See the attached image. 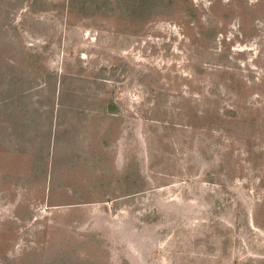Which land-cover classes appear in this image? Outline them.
<instances>
[{
  "label": "rangeland",
  "instance_id": "obj_1",
  "mask_svg": "<svg viewBox=\"0 0 264 264\" xmlns=\"http://www.w3.org/2000/svg\"><path fill=\"white\" fill-rule=\"evenodd\" d=\"M0 264H264V0H0Z\"/></svg>",
  "mask_w": 264,
  "mask_h": 264
}]
</instances>
